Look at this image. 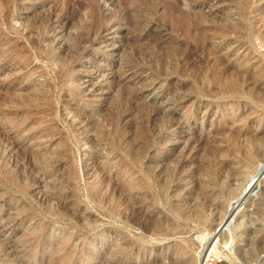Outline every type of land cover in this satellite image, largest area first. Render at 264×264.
Listing matches in <instances>:
<instances>
[{
  "label": "rangeland",
  "instance_id": "1",
  "mask_svg": "<svg viewBox=\"0 0 264 264\" xmlns=\"http://www.w3.org/2000/svg\"><path fill=\"white\" fill-rule=\"evenodd\" d=\"M254 2L0 0V264H264Z\"/></svg>",
  "mask_w": 264,
  "mask_h": 264
},
{
  "label": "bare ground",
  "instance_id": "2",
  "mask_svg": "<svg viewBox=\"0 0 264 264\" xmlns=\"http://www.w3.org/2000/svg\"><path fill=\"white\" fill-rule=\"evenodd\" d=\"M177 1V0H176ZM251 1V0H250ZM252 1H254V0H252ZM256 2L258 1V0H255ZM260 1V0H259ZM255 3V2H254ZM252 5V4H251ZM255 5V6H254ZM254 5H252V6H254V7H252V6H250V7H252L251 9H253V12H258L259 13V11H260V9H263L264 8V4H259V3H255ZM250 9V10H251ZM249 13H252V12H250L249 11ZM259 16V15H258ZM220 18V17H219ZM252 19V18H251ZM138 20L137 19H133V24H135L136 22H137ZM231 21V20H230ZM241 21V20H240ZM240 21H236V22H240ZM258 21V20H257ZM139 22V21H138ZM137 22V23H138ZM234 22V21H233ZM252 22H256V21H252ZM263 22V21H262ZM207 23V22H206ZM232 23V22H231ZM243 23V22H242ZM251 23V22H250ZM233 24V23H232ZM231 24V25H232ZM253 24V23H252ZM178 25H180V24H178ZM183 25V24H182ZM200 25V24H199ZM237 26H234L233 25V27L235 28V27H237L239 30H240V28H241V31H243L244 29H243V27H245V26H243L244 25V23L243 24H236ZM184 26H185V24H184ZM225 26V25H224ZM227 26V25H226ZM225 26V27H226ZM230 26V25H229ZM257 26V25H256ZM232 27V26H231ZM263 27V26H262ZM179 28H181V27H179ZM233 28V29H234ZM249 28V27H248ZM260 28V27H259ZM187 29L188 28H185L184 27V29H183V31L184 30H186V32H187ZM191 29V28H190ZM189 29V30H190ZM204 29V28H203ZM230 29V27H226V28H222L221 27V29L219 30V32H217V33H219L222 37H226V35L224 36V34L227 32V30H229ZM237 29V30H238ZM243 29V30H242ZM200 31H201V29H199ZM218 30V29H217ZM231 30H232V28H231ZM235 30V29H234ZM245 30H246V28H245ZM202 32V31H201ZM212 32V31H211ZM215 32V31H214ZM230 32V31H229ZM229 32H228V34L227 35H230L229 34ZM237 32V31H236ZM188 33V32H187ZM186 33V34H187ZM196 33H198V31L196 32ZM243 33H244V31H243ZM255 33H257L259 36H261V38L262 37H264V29L262 30V31H260L259 29L258 30H256L255 31ZM185 34V33H184ZM185 34V35H186ZM256 34V35H257ZM189 35V34H188ZM190 35H191V33H190ZM197 35H199V37H196V38H200L201 40H202V44L203 45H205L204 43H203V41L205 40V38H206V36L205 35H202L201 33H199V34H197ZM218 35V34H217ZM217 35H215V36H217ZM254 35V34H253ZM221 37V38H222ZM199 39V40H200ZM223 39V38H222ZM225 39V38H224ZM263 40V39H262ZM211 41H213V40H211ZM218 41V40H217ZM225 41V40H224ZM201 42V41H200ZM206 42V41H205ZM208 42H210V41H208ZM217 43V42H216ZM221 43V42H220ZM223 43V42H222ZM226 43V42H225ZM228 43H229V40H228ZM239 44H240V42H239ZM238 44V45H239ZM208 45H210V44H207L205 47H207ZM215 45V44H214ZM223 45V44H222ZM226 45V44H225ZM221 46V45H220ZM210 47V46H209ZM225 47V46H224ZM240 47V46H239ZM211 48V47H210ZM219 49V48H218ZM228 49V48H227ZM226 49V50H227ZM208 50H209V48H208ZM215 52V51H214ZM217 52H219V51H217ZM224 53H225V51H223ZM223 52H221V53H223ZM232 52V51H231ZM219 56V55H218ZM217 56V57H218ZM242 56V55H241ZM240 57V56H239ZM244 57V56H243ZM246 57V56H245ZM251 57V56H250ZM216 58V57H215ZM236 58V57H235ZM226 59V58H225ZM238 59V58H237ZM237 59H236V61H237ZM159 60V59H158ZM217 60V59H216ZM241 60V59H240ZM246 59L244 58V61H245ZM156 61V60H155ZM163 60L161 59V60H159V65L161 66V67H163V62H162ZM247 61V60H246ZM251 61V60H250ZM165 63V62H164ZM217 64H218V60H217V62H216ZM219 63L220 64H222V67L221 68H219L218 69V71H216L215 72V74H218V75H221V73H223V72H226V71H229V67H230V63L227 61V63L226 62H224L223 61V59H221L220 61H219ZM238 63V62H237ZM245 63H249V62H245ZM250 64V63H249ZM174 65V64H173ZM240 65V64H239ZM255 65V64H254ZM165 66V65H164ZM250 66V65H249ZM253 66V65H252ZM256 67V66H255ZM231 68V67H230ZM232 69V68H231ZM244 69V68H243ZM246 69V68H245ZM200 70V69H199ZM257 70V69H256ZM253 71V70H251V73H248L247 71V73L245 72L244 74L246 75V76H248V78L249 79H251V77H255V76H258L259 77V75L258 74H260L259 73V71L257 70V71ZM260 70V69H259ZM231 71V70H230ZM228 74V73H227ZM243 74V73H242ZM237 76H240L241 77V74H240V72L238 71V73H237ZM243 76V75H242ZM261 76V75H260ZM233 77V76H232ZM244 77V76H243ZM247 78V79H248ZM238 79H239V77H238ZM241 79H243V78H241ZM241 79H239V84L240 85H242L241 83H243L242 81H241ZM246 80V79H245ZM258 80V79H257ZM237 82H238V80H236ZM231 82V81H230ZM235 82V81H234ZM236 82V83H237ZM257 82H259V83H257L256 85H255V90L257 91L258 89H260V87H261V81H257ZM223 83V82H222ZM228 83V82H227ZM235 83V84H236ZM253 83V82H252ZM229 84V83H228ZM228 84H227V86H228ZM238 84V85H239ZM239 85V86H240ZM249 85V84H248ZM253 85V84H252ZM225 86H226V84H225ZM232 87L233 89H234V85H233V83L232 84H230L229 85V87ZM250 86V85H249ZM249 86H248V88H249ZM219 87V86H218ZM221 87V86H220ZM229 87H228V90H229ZM247 87V86H246ZM252 87V86H251ZM250 87V88H251ZM235 88H237V85L235 86ZM262 88V87H261ZM218 89V88H217ZM226 89V88H225ZM232 89V90H233ZM238 89V88H237ZM239 90V89H238ZM253 90V89H252ZM263 91V90H262ZM253 96V95H252ZM121 111V110H120ZM147 111V110H146ZM148 112V111H147ZM122 113V112H121ZM116 115L117 116H120V112H116ZM115 114H114V116L113 117H115V119L117 118V116H116ZM111 119H113V118H111ZM114 120V119H113ZM117 120H118V118H117ZM166 121V120H165ZM116 122V121H115ZM162 124V123H161ZM159 128V127H158ZM159 131V130H158ZM150 132V131H149ZM142 134H148V131H146V130H142V132H141ZM237 134V133H236ZM149 135V134H148ZM147 136V135H146ZM235 136V135H234ZM140 137H142V136H139V138ZM149 137V136H148ZM237 137V136H236ZM250 137V136H249ZM138 138V137H137ZM239 138V137H238ZM241 138H242V136H241ZM253 138V137H252ZM141 139V138H140ZM192 139V138H191ZM114 142V141H113ZM248 142V141H247ZM246 142V143H247ZM255 144V143H254ZM113 145V144H112ZM257 145V144H256ZM18 146V145H17ZM242 146V145H241ZM246 146V145H245ZM244 146V147H245ZM248 147V146H247ZM255 147V146H254ZM257 147V146H256ZM241 149V148H240ZM243 149V148H242ZM245 149V148H244ZM257 149H259V148H257ZM262 149H263V147H262ZM219 150V149H218ZM256 150V149H255ZM210 151V150H209ZM215 151V150H214ZM244 151V150H243ZM242 151V152H243ZM250 151V150H249ZM256 152H258V155L261 157V158H264V153H262L263 151L262 150H256ZM256 152H249L248 154H247V158L249 157V158H251L252 157V159H253V157L255 158V156H257L256 155ZM115 153V152H114ZM228 154V153H227ZM231 154V153H230ZM244 154H245V152H244ZM263 156V157H262ZM260 157H259V159H260ZM227 158V157H226ZM137 159V158H136ZM229 159V158H228ZM256 159V158H255ZM255 159H253V160H255ZM258 159V160H259ZM216 162V161H215ZM238 162V161H237ZM223 169V168H222ZM230 169V168H229ZM261 169V168H260ZM230 171V170H229ZM232 171V170H231ZM104 173V172H103ZM230 173V172H229ZM232 174V173H231ZM229 176V175H228ZM101 179V178H100ZM212 181V180H211ZM101 182V181H100ZM99 182V183H100ZM202 184V183H201ZM101 185L102 184H100V186L99 185H90V189L91 190H93L94 192V194H101L100 193V190H101ZM105 186V185H104ZM117 187V186H116ZM120 187V186H119ZM114 188V186L110 189V192H109V194H110V196H109V194H107L109 197L107 198L106 196V201H108V203H110L109 204V207L107 208V213H109V214H112L113 216H118V218H119V216H120V211H121V209H120V206L122 205H120V203L122 202V200L123 199H121V196H119L117 193H116V191L113 189ZM119 189V188H118ZM105 193V192H104ZM119 193V192H118ZM102 195V194H101ZM106 195V194H105ZM121 195H123V194H121ZM129 195V194H128ZM121 201V202H120ZM124 201V200H123ZM106 203V202H105ZM127 209L132 213V215L135 213H133V209L134 208H131V206L130 207H128L127 206ZM135 211V210H134ZM219 212V211H218ZM136 215V214H135ZM121 218V217H120ZM133 218H134V216H133ZM138 221V220H137ZM146 223V222H145ZM135 224V223H134ZM147 224V223H146ZM150 225V224H149ZM149 225H148V228H149ZM223 226V225H222ZM146 232V231H145ZM117 237V236H116ZM67 239V241L70 239V236H68V237H66ZM102 242V241H101ZM104 242V241H103ZM102 242V243H103ZM123 244V243H122ZM92 245V244H91ZM116 247V246H115ZM118 248H120V247H118ZM121 249V248H120ZM65 250V249H64ZM105 252V251H104ZM121 252V251H120ZM103 253V252H102ZM100 254L101 255V257L102 256H104L105 254H107V255H112V252L111 251H109V252H106V253H104V254ZM187 253V251L184 249V246H183V248H181V249H178L177 250V252H174V253H171V254H168L167 256H166V258H168L167 260H168V263L167 264H192L191 263V259L188 257V256H185V254ZM188 254V253H187ZM192 255V254H191ZM65 256V255H64ZM185 256V257H184ZM116 257V256H115ZM180 257H184L185 258V260H184V262L182 261H180L179 259H180ZM191 257V256H190ZM189 258V259H188ZM56 261V260H55ZM193 261H194V263L193 264H197V261H195V258L193 259ZM192 261V262H193ZM204 262V261H203ZM114 264V263H113ZM116 264H118V263H116ZM160 264V263H159Z\"/></svg>",
  "mask_w": 264,
  "mask_h": 264
},
{
  "label": "built area",
  "instance_id": "3",
  "mask_svg": "<svg viewBox=\"0 0 264 264\" xmlns=\"http://www.w3.org/2000/svg\"><path fill=\"white\" fill-rule=\"evenodd\" d=\"M222 262H223L222 258H219L215 255L209 256L207 260L208 264H216V263H222Z\"/></svg>",
  "mask_w": 264,
  "mask_h": 264
}]
</instances>
